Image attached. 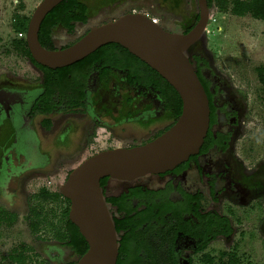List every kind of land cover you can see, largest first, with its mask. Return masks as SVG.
Segmentation results:
<instances>
[{"label":"rangeland","instance_id":"obj_1","mask_svg":"<svg viewBox=\"0 0 264 264\" xmlns=\"http://www.w3.org/2000/svg\"><path fill=\"white\" fill-rule=\"evenodd\" d=\"M42 1L0 0V86L41 84L42 72L28 55L26 36L20 34H27L31 16ZM78 1L87 7L86 22L75 23L68 31L56 28L51 35L56 48L69 46L92 26L129 12L147 14L167 30L178 33L194 25L200 13L198 0ZM229 3L230 0H213L208 29H214V33H205L187 52L190 59L194 55L206 58L221 78L223 85L218 91L217 103L237 108L235 115L228 109L225 115L219 113L212 127L214 133L228 135V149L225 152L213 149L201 156L200 167L192 163L179 182L191 189L200 185L204 206L229 216L234 232L228 238L214 241L203 256L196 255L193 264H264V82L258 72L259 68L264 69V21L250 15L237 17L230 11L222 12V8H229ZM114 81L103 83L98 94H101V105L97 111L109 126L98 127L87 122L78 143H65L59 138V145L56 142L69 116H47L38 122L40 134L50 140L45 150L53 151L46 168L18 175L6 171L3 175V150H0V264H17L9 256L13 250L23 252L24 249L25 264H60V258L53 257L52 248L66 240L65 225L71 203L62 196L60 187L69 173L98 152L143 144L153 136L143 123L114 127L121 120L111 112L116 106H122L120 114L123 115L137 112L133 109L132 92L119 101H109ZM143 105L152 107L153 104L144 102ZM76 115L80 120L87 117L81 113ZM9 134L10 131L4 134L5 141L9 140ZM169 178L147 175L135 180L159 188ZM211 182L218 192L215 197L209 194ZM120 187L116 179L108 183L109 193ZM61 255L62 258L71 256L72 262L78 259L62 250Z\"/></svg>","mask_w":264,"mask_h":264},{"label":"flooded vegetation","instance_id":"obj_2","mask_svg":"<svg viewBox=\"0 0 264 264\" xmlns=\"http://www.w3.org/2000/svg\"><path fill=\"white\" fill-rule=\"evenodd\" d=\"M80 22L72 20L70 23L73 25ZM58 27L66 31L72 28L61 23L50 27L53 50L68 47L56 48L51 35ZM98 55L100 52L96 50L89 56L94 59ZM112 56L116 59L119 58L120 66L105 65L103 61L97 60L98 62L90 66V70L77 75L78 68L76 66L73 68L76 63L71 65L68 78L82 77L79 79L73 98L68 102H62L56 95L54 102L49 104L53 107L50 111H43L45 106L42 98L46 93L47 78L41 65L36 62L32 63L42 72L40 85L30 87L26 84H3L0 86V150H3L1 157L3 175L6 171L9 174L18 175V173L42 170L49 166V155H52L53 151L45 149L50 140H45L38 130V122L43 117L69 116L62 124L56 142L59 138L65 143L70 141L78 143L84 136L81 131L87 122H93L98 127L109 126L108 122L100 117L97 107L99 109L101 105L99 100L101 94L98 95L101 85L111 79L115 81L109 95L111 99L109 101H119L125 94L132 92L135 95L132 100L133 109L137 111L134 115H123L120 114V111H123L122 106H116V110L111 112L115 113L113 115L115 117L120 116L121 120L115 124V128L126 124L143 123L150 130L149 132L153 133V136L147 141L150 142L176 123L179 116L175 110V103L172 102L169 95L167 96L161 88L157 87L161 84L153 83L147 70L141 69L139 64L129 58L125 49L117 48L115 52L109 53L108 58L111 59ZM196 57L203 59V61H197ZM191 61L200 69L201 77L206 85L204 87L210 100L211 125L209 133L200 154L191 157L189 161L172 171L157 175L160 178L170 177L163 187L151 188L144 183L136 182V180H118L121 187L109 193L108 183L112 178L106 179L102 191L118 237L117 264H134L135 261H143L146 262L145 264H193L196 255L203 256V253L209 249L214 241L219 238H228L234 232L229 216L204 206V194L200 185L191 189L184 182H179L184 173L190 169L192 163L200 167L198 160L201 156L208 154L213 149L222 152L228 149V135L214 133L212 127L218 120L219 113L225 115L227 109L234 115L237 112L235 106L217 103L216 98L223 82L210 67L208 60L203 56L194 55ZM84 73L86 75L83 76ZM144 102L153 105L152 107H145ZM78 113L87 116L86 119H78L76 115ZM157 128L159 129L154 131ZM7 131H10L9 140L5 141L4 134ZM214 189V183L211 182L209 194L213 197L218 194ZM221 217L229 219L233 229L230 235L216 234L219 230L217 224L221 221ZM65 226L67 228V223ZM214 234L216 235L214 236ZM52 249L53 257L60 258V264H75L82 257L80 251L69 244L68 240L62 241L58 246H53ZM61 250L66 253L69 252V255H75L78 258L77 261L72 262L71 256L62 258ZM205 260L208 261L209 258L206 257Z\"/></svg>","mask_w":264,"mask_h":264},{"label":"water","instance_id":"obj_3","mask_svg":"<svg viewBox=\"0 0 264 264\" xmlns=\"http://www.w3.org/2000/svg\"><path fill=\"white\" fill-rule=\"evenodd\" d=\"M64 1L43 0L31 16L26 41L37 64L52 70L65 68L107 44H119L157 71L175 88L183 104L178 120L163 134L142 145L108 149L88 157L60 187L62 196L71 203L69 220L89 245L75 264H117L118 237L101 181H132L172 171L200 154L209 133L210 100L187 54L205 34L209 4L208 0H198L199 20L188 33L166 30L147 14L129 12L92 26L71 46L50 50L41 44L39 32L47 15Z\"/></svg>","mask_w":264,"mask_h":264},{"label":"trees","instance_id":"obj_4","mask_svg":"<svg viewBox=\"0 0 264 264\" xmlns=\"http://www.w3.org/2000/svg\"><path fill=\"white\" fill-rule=\"evenodd\" d=\"M213 0H208L209 8L212 7ZM230 4V5H229ZM226 4L229 5V8L224 7L221 9L222 12L230 11L235 16L239 17H245L250 15L252 18L257 20L264 21V0H230V3ZM86 6L85 4L81 3L78 0H65L63 3L58 5L54 10H52L47 17L45 18L44 22L41 25V29L39 32V40L43 47L53 50L52 42L50 39V27L54 24L61 23L62 25L71 28L72 24L70 23L73 21H81L86 22ZM197 17V21H198ZM196 21V22H197ZM195 25V24H194ZM193 25V26H194ZM188 28L184 33H188L192 28ZM117 48H123L119 44L111 43L107 44L106 46L100 48L99 51L100 55H98L97 58H94L92 56H89L88 58H85L84 60L76 63L73 68H78V74L80 75L83 73V71L90 70L92 65L94 63L99 61H103L106 64H111L113 66H120L121 62L116 58L109 59V53H112ZM127 56L135 61V63L139 64L141 66V69H145L148 72V75L150 80H153V83H157L160 86H157L158 88H161V90L168 96L172 98V102L175 103V110L177 111L178 116L182 113V100L178 92L175 90L173 86H171L157 71L152 69L150 66H148L146 63H144L142 60L137 58L136 56L132 55L127 49H125ZM28 55L32 62H35L32 59V56L30 52H28ZM92 57V58H91ZM197 61H203V59L196 57ZM193 63V62H192ZM194 68L201 79L202 83L204 84V80L201 77L200 69L193 63ZM76 66V67H75ZM42 70L45 72L47 81H46V93L44 97L42 98L43 105L45 106L43 111H50L53 107L49 106L51 102H54L55 96L58 95V98L60 101H69L72 99L74 92L77 89L79 79L82 78L81 76H73L68 78V72L72 68V66L67 68H60L56 70H52L49 68H46L44 66H41ZM137 69H139L137 67ZM260 80L264 82V69L259 68L258 70ZM86 75V73L83 74V76ZM204 86H206L204 84ZM163 93V94H164ZM213 140L211 139V142ZM107 178H104L101 181L102 186L105 184ZM221 221L218 222L217 226L219 227V230L216 232V234H224V235H230L233 231L231 227V223L229 219L226 217H221ZM214 234V236L216 235ZM66 240H68V243L76 247L80 251V255L83 256L89 249V245L86 242L85 238L81 235L78 227L74 225L67 216V228L65 232ZM25 252L24 249L23 252H19L18 250H13L12 254H10L9 258L13 260V262H17V264H25ZM134 264H145L146 262L143 261H135Z\"/></svg>","mask_w":264,"mask_h":264},{"label":"built area","instance_id":"obj_5","mask_svg":"<svg viewBox=\"0 0 264 264\" xmlns=\"http://www.w3.org/2000/svg\"><path fill=\"white\" fill-rule=\"evenodd\" d=\"M154 21H157V20L154 19ZM205 33L208 34V35L210 34V30L208 29V26H207V28L205 29ZM20 36L23 37V36H26V34L21 33Z\"/></svg>","mask_w":264,"mask_h":264},{"label":"crops","instance_id":"obj_6","mask_svg":"<svg viewBox=\"0 0 264 264\" xmlns=\"http://www.w3.org/2000/svg\"><path fill=\"white\" fill-rule=\"evenodd\" d=\"M237 17H239V16H237ZM212 21V20H211ZM210 24H211V22H210ZM210 24L208 23V28H209V26H210ZM221 29V28H220ZM210 30V29H209ZM212 30V29H211ZM210 30V34L209 35H212L213 33H214V29L211 31Z\"/></svg>","mask_w":264,"mask_h":264}]
</instances>
